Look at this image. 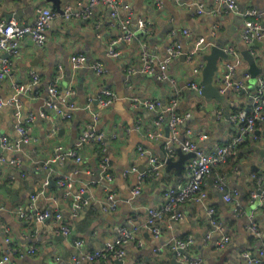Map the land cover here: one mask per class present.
<instances>
[{
	"label": "crops",
	"instance_id": "0c3cea01",
	"mask_svg": "<svg viewBox=\"0 0 264 264\" xmlns=\"http://www.w3.org/2000/svg\"><path fill=\"white\" fill-rule=\"evenodd\" d=\"M88 1L61 0L60 8L64 10L66 6H71L76 13L85 8ZM117 1L131 8V29L136 31L132 41L121 40L123 33L117 23L111 21L110 8L106 3L98 4L87 19L72 15L71 19L66 20L57 7L47 0H0V19L20 12L18 18L31 23L37 9L42 6L51 7L57 13L47 29L46 43L40 46L29 36L24 37L19 52L7 56L11 63L10 74L0 80V100L4 103L0 107V132L15 140L20 139L15 128L13 108L6 102L18 93L17 87L24 86L19 94L22 119L31 137L30 142H20L19 147L12 152L4 151L0 146V204L4 206L0 210V251L9 248L5 241L9 235L13 246L22 250L20 256L12 255L17 264L69 263L77 251L75 240L84 241L83 249L96 250L114 241L117 229L129 225L128 222L134 218L140 229L124 245L125 255L122 259L125 264H169L173 254L169 244L178 239L193 240L186 252L200 257L201 264H255L245 254L257 257L264 242V198L253 199L250 194L256 187L252 173L264 174V157L261 155V151L264 152V124L257 127L260 138L257 141L249 139L248 143L240 145L220 168L221 174L226 176L228 189L240 192L236 198L240 203L239 213L234 211L235 204L223 200L221 192L215 187L213 176H207L204 185L207 198L201 203L192 199L181 204L179 209L183 218L173 221L164 219L159 224V238H154L143 225L147 210L164 203L166 188L189 180L191 158L184 161L182 168L167 165L164 144L170 134L169 127L164 124L161 138L150 137L156 113L135 106L134 99L168 102L177 96L178 112L191 113V117L180 125L181 135H186L190 130V137L206 150L231 139L237 127L225 114L252 109L255 78L247 79L246 88L240 93H227L225 104L214 101L213 110H209V101L197 96L186 85L190 81L201 84L202 73L194 75L193 70L203 66L202 56L215 43H223L226 49L231 47L235 51L230 54L229 60H219L218 64L222 68L240 58L236 76H241L250 67L241 51L250 48L260 68L257 76L264 78V44L250 46L242 39L243 12L254 8L264 20V0H237L238 12L218 15L212 13L216 0ZM196 2L205 5L206 13L197 14ZM121 14L128 15L123 7ZM139 19L147 20L148 26L139 28ZM186 29L190 35L184 33ZM200 38L204 39L203 43H207L206 47L192 61L181 56L172 60L164 80L142 72L143 45L149 48L156 59L162 60L169 45L178 42L184 52H190ZM113 42L117 45H113ZM111 48H114L117 56H112ZM75 54L87 57L84 67L79 70L71 67L70 59ZM95 62L103 64L105 72L102 75H98L92 67ZM33 74L38 76L37 80ZM59 76L60 92L65 95L74 90L75 93L68 99L75 101L79 108L69 120H64L46 107L48 88ZM105 88L116 94L110 106L102 107L96 101L90 102ZM42 111H46L48 116H41ZM218 112H222V115L218 116ZM94 113L100 116L96 124L97 131L105 133L107 138L115 135L114 139L109 140L108 146L112 163L111 181H104L99 176L100 152L97 145L91 143L80 146L79 143V135L93 122ZM30 115H34L35 120L27 123ZM53 129H56L55 133ZM203 134L207 138H201ZM139 146L149 150L164 164L158 174L144 181L141 193L133 197L132 189L137 183L138 174L148 168V158L140 154ZM70 150L79 152L83 162L67 157L55 164L53 175L44 169L42 164L47 159ZM13 158L19 159L20 165L10 163ZM178 159L177 154L173 160ZM132 168L136 170L131 171ZM62 174L68 176L70 189L58 185V176ZM50 180L55 181V185L48 187ZM82 186L87 188L86 196L83 197L88 203L83 201V208L74 214L72 195ZM109 192H114L119 199L118 209L114 212L104 211L100 206ZM32 194L38 195L35 202L31 199ZM21 206L27 212L31 208L50 212L59 210L64 222L70 225L72 234H55L49 222L30 223L21 219L17 214ZM211 207L215 209L223 234L215 232L208 239L207 235L215 229L207 213ZM252 221L256 223L260 236L251 231ZM27 235H32L36 241L37 248L33 254L26 252L29 247ZM223 235H228L230 241L221 248L217 240ZM139 242L142 246H138ZM155 248H160V251H155ZM178 258L181 261V257ZM115 261L110 257L86 264H117Z\"/></svg>",
	"mask_w": 264,
	"mask_h": 264
},
{
	"label": "built area",
	"instance_id": "2783aa9c",
	"mask_svg": "<svg viewBox=\"0 0 264 264\" xmlns=\"http://www.w3.org/2000/svg\"><path fill=\"white\" fill-rule=\"evenodd\" d=\"M101 3H106L109 5V11L111 16V21L117 23V26L122 31L121 40L132 41L136 36V31L131 29V8L129 5L122 4L117 0H89L88 5L75 13L71 6H66L64 9L63 16L66 20L71 19L72 15L78 18H89L92 14L93 9ZM197 14L201 15L206 13L207 9L205 5L201 2H196ZM122 7L127 10L128 15H122ZM239 5L237 0H216V6L212 10L213 14H222L229 12H238ZM57 16L56 11L51 7H39L36 12V17L31 23L22 22L17 18L10 19H0V80H3L10 74V62L8 60L11 55H15L19 52L21 40L29 36L36 44L42 46L47 41V29L50 27L52 21ZM244 16V27L242 31L243 41L252 46L254 40H258L264 43V20L261 19L259 12L254 8H248L243 12ZM139 28H144L148 26V21L144 19H139ZM115 27V26H114ZM217 26L215 30H217ZM185 34L190 35L189 30L184 31ZM204 39L201 38L196 44V48L190 52L184 53L183 46L176 42L168 46L166 50L165 57L161 59H156L150 52L149 48L145 45L142 46V72L154 75L159 80H164L166 78V71L170 62L183 54H187L186 58L192 61L197 50L201 44H203ZM113 45H117L113 42ZM111 48L110 53L112 56H117V53ZM250 49V48H249ZM230 54H234L235 51L229 47L227 48ZM253 52V51H252ZM236 55V54H235ZM87 62V57L84 54H75L71 57L70 63L73 70H79L84 67V63ZM241 64V59L237 58L235 62H232L226 66V71L221 72L218 78L215 80V84L220 86V92L226 93L229 90L234 94L240 93L246 88V80L251 79V76L247 71H244L241 76H236L237 68ZM92 67L95 69L98 75H102L105 72L103 64L101 62H95ZM203 66H197L194 68V75H200L202 73ZM35 80L38 79L36 74H33ZM61 76H59L52 85L48 88V98L46 100V107L48 110L53 111L59 117L64 120H69L73 116V112L78 110V106L75 101H69L68 96L75 93L71 90L65 95H62L58 88V83ZM256 86L255 95L253 97V106L250 111L240 110L235 113H230L229 121L236 125L237 131L231 139L227 140L221 145H217L210 149H204L199 146V143L195 141L191 135V131L188 130L186 135H181L180 125L183 124L187 119L191 117V113L187 112L180 114L178 112L179 100L177 96L171 98L168 102H163L160 99H134V105L137 107L145 108L149 111H154L156 113V118L154 120L153 131L149 132V136L155 139L162 137V127L167 124L170 130L169 137L166 139L164 144L165 148V161L169 158L173 159L181 150L183 153H193L194 156L191 158V163L189 165V180L186 183H181L177 185L170 186L166 188L164 192V203L160 207L149 208L147 210V217L143 223L146 229L154 236V238H159L161 234L160 223L164 219L168 220H180L183 218V213L180 211L179 206L188 200H195L196 202H202L207 198V191L204 188L205 179L207 176H213L215 187L221 192L222 198L227 203L235 204L234 211L239 213L240 203L236 201L239 197L240 192L237 189H228L227 179L225 175H222L218 170L227 161V158L234 155L238 146L245 142L247 139L256 140L260 138V134H256L257 127L264 124V78L256 76ZM17 86V85H16ZM188 88L197 90L200 92L201 85L195 81H190L186 85ZM18 93L12 95V97L6 102L13 108L15 128L20 135L19 140H15L11 136L0 132V146L4 151L12 152L16 150L20 142L28 143L31 141V137L28 134L29 128L26 127V123L22 119V106L20 103V92L24 90V86L17 87ZM116 94L109 88H105L100 92L98 97L95 99H90V102L96 101L102 107L110 106L115 100ZM4 103L0 100V107ZM46 112V111H45ZM44 111L41 112V116L47 117L48 113ZM222 112H218V116H221ZM100 116L98 113L93 114V122L88 124L87 128L82 131L79 135L80 146L85 144H98L100 147L99 156V176L104 181H111V159L108 153L109 140L115 138V135L110 138L106 137L105 133L97 131L96 124ZM35 120L34 115H30L28 122H33ZM55 133L56 129L52 130ZM201 138H207V135L203 134ZM139 151L142 156L148 158V168L147 170L140 172L137 176V183L132 189L133 197L138 196L143 188L144 181L153 174H158L159 170L162 168L164 161L158 159L157 156L151 154V152L145 149L143 146H139ZM71 157L76 160V162H83L80 157L79 152L76 150H70L65 153H60L52 158L47 159L42 165L45 170L49 171V174L53 175L54 166L59 161ZM5 160L4 157H1ZM10 163L20 165V161L17 158L10 160ZM136 168H132L131 171H135ZM130 171V170H129ZM59 186H68L69 189L71 185L68 183V176L62 174L58 176ZM252 178L256 182V187L251 191V196L253 199L258 197L264 198V174L255 172L252 173ZM48 181H46V184ZM71 191V190H70ZM260 191V193H258ZM87 192V188L82 186L77 190L76 193L72 195V211L77 214L84 206L83 201L88 200L83 196ZM38 198L37 194H32L31 199L35 202ZM86 203V202H85ZM119 199L114 192H109L101 207L104 211H116L118 209ZM4 206L0 204V210H3ZM211 223L214 226V232L207 235L208 239H211L215 232L223 234V228L216 217V212L213 207L208 208L207 211ZM18 216L30 223L34 222H49L51 228L55 234L70 236L72 234V229L70 225L64 222V217L62 213L57 210L55 212L50 211H40L37 208H31L29 212L26 211L24 206L18 208ZM129 225H123L117 229V237L114 241L107 242L103 244L102 247L88 251L83 249L84 241L77 239L74 241V246L77 248L76 253L73 255L69 263L62 264H86L93 263L98 260H106L107 258L113 257L116 260L122 261L125 255L124 245L130 242L137 234L140 229V225L134 218L131 219ZM251 231L254 234L260 236V231L255 222H251ZM26 238L29 241V247L26 251L28 254H33L36 251V241L33 239L32 235H27ZM6 243L9 248L5 251H0V264H17L13 259L12 255L17 254L20 256L22 250L13 246L12 239L9 235L5 238ZM230 241L228 235H223L221 239L217 240L218 246L223 248ZM193 243L192 239L183 240L178 239L169 244L170 249L173 252H177L178 256L181 257V262L185 264H201L202 259L198 256H191L186 251ZM138 246H142L139 242ZM155 251H160V248H155ZM182 250V252H180ZM246 257L250 258V262L255 264H264V242L261 249L259 250L258 256L253 258L248 253L245 254ZM177 256V257H178ZM179 259V258H178ZM180 261V260H179Z\"/></svg>",
	"mask_w": 264,
	"mask_h": 264
},
{
	"label": "water",
	"instance_id": "95a60500",
	"mask_svg": "<svg viewBox=\"0 0 264 264\" xmlns=\"http://www.w3.org/2000/svg\"><path fill=\"white\" fill-rule=\"evenodd\" d=\"M52 2L56 7L57 11L61 14L64 13V10L60 8L61 5V0H47ZM20 16V12L17 14L12 13L9 14V17L7 18H17ZM263 42L254 40L253 45L256 46H263ZM207 43L201 44L202 48H205ZM187 53V52H184ZM241 55L245 60L249 62V69L247 70V73L250 74L251 78L254 79L258 73L260 72V68L255 63V56L252 53L251 49H246L241 51ZM187 54H183L181 57L186 58ZM231 57L230 53L224 48L223 43H215L211 46V49L208 53L202 56V61L203 63V69H202V82H201V90L200 92L197 90H192L193 93H195L197 96L205 98L207 101H209V110H213V102L218 101L221 104H225L227 101L228 94L227 93H221L220 92V86L215 84L216 78L220 75L221 72L226 71V67L222 68L218 62L221 58L229 60ZM225 116L227 118L230 117L229 113H226ZM256 134H260V131H256ZM178 155L179 159L178 160H173L171 158L167 159L166 163L168 166H176L177 168H182L183 163L187 158H192L194 156L193 153H183L181 150H178ZM261 155L264 157V152L261 151ZM50 184L48 187H51L52 185H55V181L50 180ZM260 193V191L258 192ZM86 196V193L84 194ZM182 252V250H180ZM178 254L177 252H173L170 258L169 264H185L178 259ZM117 264H123L122 261L116 260L115 261ZM105 263V261H104Z\"/></svg>",
	"mask_w": 264,
	"mask_h": 264
},
{
	"label": "trees",
	"instance_id": "16d2710c",
	"mask_svg": "<svg viewBox=\"0 0 264 264\" xmlns=\"http://www.w3.org/2000/svg\"><path fill=\"white\" fill-rule=\"evenodd\" d=\"M248 141L249 140H246L245 142H243L242 144H240V145H243V144H246V143H248ZM97 145V149H98V152H100V147H99V145L98 144H96ZM240 145L238 146L239 148H240ZM252 147V149H253V146H251ZM227 160H229V157L227 158ZM227 162V161H226ZM220 173H221V170H218ZM67 223V222H66Z\"/></svg>",
	"mask_w": 264,
	"mask_h": 264
},
{
	"label": "rangeland",
	"instance_id": "374dc122",
	"mask_svg": "<svg viewBox=\"0 0 264 264\" xmlns=\"http://www.w3.org/2000/svg\"><path fill=\"white\" fill-rule=\"evenodd\" d=\"M201 39V38H200ZM199 40V39H198ZM198 42V41H197ZM197 42H196V44H197ZM196 44H195V47H194V49L196 48ZM194 49H192V50H194ZM200 50H202V47L201 46H199V48H198V50H197V52H200ZM201 85V84H200ZM231 91L229 90L228 92H226V93H230Z\"/></svg>",
	"mask_w": 264,
	"mask_h": 264
},
{
	"label": "bare ground",
	"instance_id": "6f19581e",
	"mask_svg": "<svg viewBox=\"0 0 264 264\" xmlns=\"http://www.w3.org/2000/svg\"><path fill=\"white\" fill-rule=\"evenodd\" d=\"M225 48V47H224ZM226 49V48H225ZM227 50V49H226ZM228 51V50H227Z\"/></svg>",
	"mask_w": 264,
	"mask_h": 264
}]
</instances>
